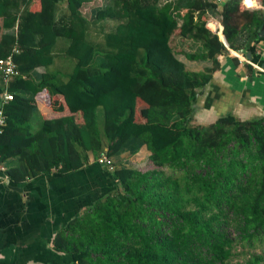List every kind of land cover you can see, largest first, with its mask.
Wrapping results in <instances>:
<instances>
[{
    "label": "trees",
    "instance_id": "obj_1",
    "mask_svg": "<svg viewBox=\"0 0 264 264\" xmlns=\"http://www.w3.org/2000/svg\"><path fill=\"white\" fill-rule=\"evenodd\" d=\"M90 1L0 0V59L19 70L2 106L0 176L76 172L143 145L154 167L92 174L104 189L56 231L63 257L50 264H264L259 253L232 261L240 240L264 236V115L195 122L220 58L254 59L264 0H104L86 16ZM175 31L196 48L175 50Z\"/></svg>",
    "mask_w": 264,
    "mask_h": 264
},
{
    "label": "crops",
    "instance_id": "obj_2",
    "mask_svg": "<svg viewBox=\"0 0 264 264\" xmlns=\"http://www.w3.org/2000/svg\"><path fill=\"white\" fill-rule=\"evenodd\" d=\"M259 7H262L260 3ZM59 9L57 15L61 14L63 6ZM217 18L211 16L212 21L208 25L215 29L218 26L219 29ZM1 23L0 16V25ZM104 24L105 22H101L96 25L103 29ZM7 31L1 28L0 34ZM219 37L222 39L220 34ZM254 51V59L249 60L229 49L230 55L224 57L220 69L213 74L211 83L199 95L198 107H201L197 113L202 108L200 114L209 117L211 122L227 112L238 116L250 113L252 116L264 115V68L261 65L264 60V38L254 45ZM232 56L238 58L237 65H234ZM245 62L253 68L247 70ZM38 70L44 71V68ZM4 88L6 87L0 77V101ZM236 91H239V94H236ZM225 95L227 100L223 102L221 97ZM205 98L206 108L203 107ZM41 104H38V108L44 117L60 116ZM242 109L248 112L245 114L246 111ZM141 148L143 149V146ZM137 153L125 160H132ZM90 168L76 172L38 174L23 181H13L7 176H0V264H45L46 260L47 264H50L53 263L51 260L63 257L52 249L56 231L84 207L78 205L87 200L89 193H86V189L89 190L90 187V174H111L109 170H112L99 164H93Z\"/></svg>",
    "mask_w": 264,
    "mask_h": 264
},
{
    "label": "rangeland",
    "instance_id": "obj_3",
    "mask_svg": "<svg viewBox=\"0 0 264 264\" xmlns=\"http://www.w3.org/2000/svg\"><path fill=\"white\" fill-rule=\"evenodd\" d=\"M103 3H104V0H92V2L85 4L84 7L82 8L83 14H85L86 16H89L90 8H92L93 6H99V5L103 4ZM210 21H212V20H210ZM115 23H116V21L106 20L105 24L103 25L104 31L110 30L112 27H114ZM208 23L209 22H207V24H206L207 27L211 31H214L215 27L214 28L210 27L209 26L210 24L208 25ZM215 24H218V23L215 22ZM96 28H98V27L95 26L94 29H96ZM94 38L96 39V36ZM171 44H172L173 48L175 50L179 51V52L180 51H184V50L185 51H189V50H193V49L196 48V44L193 42V40L182 38L181 36H179L177 34V31H175L172 34V36H171ZM239 54L241 55V53H239ZM228 55H230V52H229ZM228 55H226V56H228ZM223 59H224V56L220 58L221 61ZM66 61H67V63L62 65V69L65 72H70L72 67H73L74 60H72L71 58H68V59H66ZM50 68L53 71L54 69L56 70V68H58V67L56 66V63H55ZM58 70H60V68H58ZM236 94H239V91H236ZM221 98H222L223 102H225L227 100L226 99V95L221 97ZM205 100H207V99L206 98L204 99L203 107L206 108L207 107V102ZM200 110H199V112L197 113V115L195 117V122L196 123H200V124L210 123L212 120H210L209 117H206L202 113L200 114ZM242 111H244V112L246 111L245 114L248 112V110H246V109H242ZM234 112H237V111L234 110ZM99 114H100V112H99ZM245 116H247V117H245ZM245 116H238V117L239 118L243 117L242 119H244V118L248 119V118L254 117V116L251 115V113L248 114V115L246 114ZM249 116H251V117H249ZM148 153H149V151L143 145L142 151L141 152L138 151V153L135 155V157H133L132 160H131V158L128 159V160H125V155H126L125 153H124V155L121 154L120 156H112L110 158L113 161L114 168H119V166H121V165H126L125 167H127V169H128V170H126L127 171V175H128L130 170H133V169H137V170H140V171H146V170H149L151 168H154L153 165L150 163L148 157H147ZM90 161L91 162L95 161L92 156H90ZM164 170H165L166 173L169 172V170L166 169V168ZM91 177H92V174H90V180L91 181L89 180V182H90L89 190L86 189V193L87 192L89 193L88 197H86V199H87L86 201H88V202H90L91 200H93V198L95 196H97V194H98L97 192H99L102 189H104V187L99 185V183H96V178H94V176L92 177V179H91ZM94 188H97V189L94 190ZM77 201H79V199ZM84 203H87V202H82L78 206H82ZM87 204H89V203H87ZM235 253H236V256L232 258V261L235 260V259L236 260H242L245 257H247L249 254H252V253H259V254H262L264 256V236L263 237L256 236V237L252 238L249 241L240 240L237 243V247H236V252Z\"/></svg>",
    "mask_w": 264,
    "mask_h": 264
},
{
    "label": "built area",
    "instance_id": "obj_4",
    "mask_svg": "<svg viewBox=\"0 0 264 264\" xmlns=\"http://www.w3.org/2000/svg\"><path fill=\"white\" fill-rule=\"evenodd\" d=\"M214 3L220 4L223 0H210ZM19 74V70L16 67V64L12 60V56L8 55L5 58L0 59V77L4 86L6 87L8 82L16 75ZM13 99V93L8 92L6 88L3 89L2 96H1V105H0V126L4 124L5 115L2 110L3 104L8 102L9 100ZM1 131V129H0ZM97 162L101 165L108 167L109 169L113 168V161L110 157L106 155H101L97 159ZM0 169L3 170V165H0Z\"/></svg>",
    "mask_w": 264,
    "mask_h": 264
},
{
    "label": "water",
    "instance_id": "obj_5",
    "mask_svg": "<svg viewBox=\"0 0 264 264\" xmlns=\"http://www.w3.org/2000/svg\"><path fill=\"white\" fill-rule=\"evenodd\" d=\"M261 29L264 30V21H263V25H262ZM218 34H221V36H222L221 40L225 43V45H227V42H226L224 36L222 35V28L221 27H219V29H218Z\"/></svg>",
    "mask_w": 264,
    "mask_h": 264
},
{
    "label": "bare ground",
    "instance_id": "obj_6",
    "mask_svg": "<svg viewBox=\"0 0 264 264\" xmlns=\"http://www.w3.org/2000/svg\"><path fill=\"white\" fill-rule=\"evenodd\" d=\"M222 3V2H221ZM214 28V27H213ZM216 30V29H215ZM4 84V83H3ZM2 92H3V89H2ZM2 92H1V96H2ZM1 102V101H0Z\"/></svg>",
    "mask_w": 264,
    "mask_h": 264
},
{
    "label": "snow or ice",
    "instance_id": "obj_7",
    "mask_svg": "<svg viewBox=\"0 0 264 264\" xmlns=\"http://www.w3.org/2000/svg\"><path fill=\"white\" fill-rule=\"evenodd\" d=\"M247 2L251 3V0H247Z\"/></svg>",
    "mask_w": 264,
    "mask_h": 264
}]
</instances>
